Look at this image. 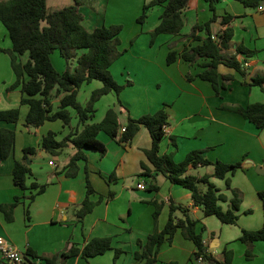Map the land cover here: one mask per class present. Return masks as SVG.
Instances as JSON below:
<instances>
[{"label": "crops", "instance_id": "0c3cea01", "mask_svg": "<svg viewBox=\"0 0 264 264\" xmlns=\"http://www.w3.org/2000/svg\"><path fill=\"white\" fill-rule=\"evenodd\" d=\"M150 1L47 0V5L51 12L78 3L88 31L111 24H123L125 28L132 29L128 41L123 36V29L120 49L124 54L110 68L120 84L131 83L119 97L115 92L104 95L96 104L95 117L89 122H100L107 110L114 107L121 129L130 118H139L165 108L168 125L161 143V154L173 153L175 162L179 163L190 152L203 150L204 155L212 161L244 164L243 169L228 175L232 187L239 189L243 196L238 222L227 224L215 215H206L200 206L194 205L189 189L155 171L145 152L152 147L153 141L144 125L125 144L100 132L98 138L105 143L106 154L102 155L98 149L88 150V161H79L78 175L67 176L66 168L76 149L69 145L60 154L50 156L42 148V139L53 131L56 138L62 140L84 126L79 124L76 111L69 108L71 125L58 119L48 120L35 130L27 127L25 119L29 108L21 103V86L11 87L16 76L9 53L3 52L0 54V110L19 107L21 118L18 123L0 121V130L6 127L15 129L17 133L10 156L3 160L0 151V205L13 203L15 196L23 197L14 209L12 222H7L0 210V237L17 246L24 254L32 252L37 255H29V260H25L24 264H44L42 257L53 256H58L60 264H142L135 255L142 251L139 241L146 242L156 228L162 230L165 227L172 205L189 209L190 215L197 220L196 230L202 235L206 254L216 258V264L224 263L225 249L233 251V264H264V240L253 243L254 257L249 259L246 257L248 245L240 240L243 229L257 230L264 226V129L224 108L225 104L245 107L264 102L263 88L249 84L253 77L264 75V3L261 5L263 8H248L238 0H220L216 4L219 20L213 24L214 32L225 29L221 23L223 16L232 15L234 37L231 45L234 53L238 45L252 51L249 55L237 54L244 65L245 74L223 64L219 66L220 83L224 75H232L234 79L228 88L221 89L220 95H217L210 82L197 77L204 70V60L192 64L179 57L172 64L167 62L172 47L181 53L186 46L198 44L189 34L194 26L209 21L214 15L209 1L191 0L184 11L185 26L182 32L178 35L160 34L154 44H151V31L160 23L164 7L154 6L146 21L138 22L144 5ZM198 34L205 35L203 31ZM140 39L143 49L137 53L136 46ZM0 47L12 48L9 32L2 23ZM21 59L25 63L28 56L23 55ZM86 85L89 89L81 99L82 89ZM102 85L99 80L84 84L79 90L78 100L85 105L92 92ZM53 103L54 110H57L60 96L54 95ZM29 146L38 151L29 155L31 173L24 190L15 183L13 169L16 161L24 157V148ZM50 161L55 162L56 166L51 165ZM203 167L189 166L188 173L203 176L214 171L213 166H207L212 169L199 173ZM112 174H115L114 179H111ZM88 175L95 189L91 198L99 202L92 212L79 219L77 210L87 195ZM134 177H139L136 185L133 183ZM211 181L220 193L227 196V201L220 202L227 209L233 193L227 188L226 180L212 177ZM140 183L145 187L139 188ZM34 184L38 187H34ZM41 186H45V191L38 193ZM207 188L206 183L200 184L203 192ZM155 202L161 204L157 224L154 220ZM247 210L252 212L246 213ZM175 215L182 217L184 214L177 210ZM96 237H111L113 248L95 257L78 255L62 259V254L72 247L83 248ZM117 249L123 253L115 259ZM196 251L195 243L186 239L179 229L172 242L166 241L160 247L156 264H204L205 261L198 262Z\"/></svg>", "mask_w": 264, "mask_h": 264}, {"label": "trees", "instance_id": "16d2710c", "mask_svg": "<svg viewBox=\"0 0 264 264\" xmlns=\"http://www.w3.org/2000/svg\"><path fill=\"white\" fill-rule=\"evenodd\" d=\"M191 0H151L146 3L142 14L138 17L139 23H144L151 8L156 5L164 7L160 18V23L151 31V44L155 43L160 34L178 35L185 26L184 11L189 6ZM214 11L212 18L193 27L189 34L198 44L186 46L179 53L173 47L168 53V64L174 63L179 57L192 64L204 60V70L197 75L203 80L210 82L217 95L221 89L228 88L234 79L232 75H224L220 83L219 66L226 65L244 73V65L238 60L237 54L249 55L252 51L243 45L236 47L235 53L232 49L231 41L234 37V27L232 20L234 16L225 15L221 23L225 29L221 28L214 32L213 24L219 20L216 13V4L220 0H207ZM248 8H257L264 3V0H238ZM84 16L78 8V3L67 5L61 9L49 11L47 0H0V23L8 30L12 48L0 47V54L9 53L12 68L16 76L15 83L11 86L16 88L21 86L23 98L22 105L28 106V113L25 119L27 127H40L46 121L61 119L65 124L71 125L72 114L69 108L76 111L79 124L83 129L70 133L62 140L56 138V133L50 131L42 139V148L50 155L60 154L61 151L73 145L76 149L71 157L66 174L69 177H76L79 173V161H88L87 151L90 149L101 150L102 155L107 152L106 145L98 138L100 132L107 133L111 138L118 139L120 143H129L144 125L150 131L152 137V147L145 152L155 167V171L162 173L171 182L189 189L195 206H200L206 215H215L223 223L236 224L240 217L239 211L242 205V192L233 188L229 174L234 175L239 169L244 168L242 162L225 163L223 161H212L204 155L203 150L190 152L182 162H175L174 154H161L160 148L165 136V126L168 125V114L165 108L155 113L142 115L139 118H130L125 131L120 134V121L118 112L114 107H110L105 117L100 122L90 123L95 117L96 104L104 96L115 92L118 97L121 92L131 82L120 84L113 76L110 68L117 61L124 51L120 49L121 33L123 24L102 25L93 31H88L83 24ZM204 32L200 35L198 32ZM59 51L61 57L67 61V69L59 71L52 59V54ZM79 51H82L79 53ZM27 55L25 63L21 56ZM74 60L73 69L70 67ZM191 79V77H189ZM94 80L102 82L100 88L95 89L87 103L84 105L78 100L80 88ZM250 85H258L264 90V75H257L249 82ZM60 96V104L54 110L53 96ZM120 101V100H119ZM224 108L240 114L245 119L254 123L259 129H264V102L251 103L248 106L224 105ZM21 118V108L0 110V121L8 123H18ZM17 133L15 129L2 128L0 130V151L1 158L7 159L13 152L16 144ZM37 148L29 146L24 148V157L17 160L13 169L15 183L22 189L27 188V178L31 173L29 155L37 153ZM189 166H213L212 174L198 176L188 173ZM87 174L88 169L86 168ZM225 179L227 188L233 193L230 206L227 209L220 204L228 200L227 196L220 193L211 178ZM115 174L111 175V179ZM206 183L208 188L205 192L200 189V184ZM38 187L37 184L33 185ZM45 191V186L39 187L38 193ZM95 189L87 176V195L77 210V217L83 219L92 212L99 201H94L91 196ZM264 193H262L263 195ZM113 192L110 193V196ZM23 196H15L14 202L1 204L0 210L4 213L7 222L14 220V209ZM35 198L34 195L31 196ZM156 210L154 220L157 224L161 204L155 202ZM181 210L182 217H177L175 212ZM247 210L246 213H251ZM197 220L194 219L189 209L183 206L170 207V214L165 227L158 228L149 235L146 242L139 241L142 246L141 252H136V259L142 264H156L158 262V252L164 242H172L175 233L180 229L186 239L192 240L197 248L195 257H203L204 264H216L218 260L206 254L203 238L196 230ZM240 240L248 245L246 257L253 258L252 245L255 241L264 240V226L257 230L243 229ZM111 237H96L89 240L83 248L72 247L68 252L62 254V259L71 256L82 255L85 258L95 257L105 254L111 250ZM123 253L117 249L115 259ZM225 261L223 264H233V251L225 249ZM29 255L37 256L32 252L25 254L26 260ZM44 264H60L58 256L42 257ZM0 264L6 263L0 260ZM24 264V263H23Z\"/></svg>", "mask_w": 264, "mask_h": 264}, {"label": "built area", "instance_id": "2783aa9c", "mask_svg": "<svg viewBox=\"0 0 264 264\" xmlns=\"http://www.w3.org/2000/svg\"><path fill=\"white\" fill-rule=\"evenodd\" d=\"M263 8V6H260ZM126 126H123L120 131L124 132ZM167 131V125L165 126V133ZM51 165H55V162L50 161ZM139 188H144L145 184L140 183L138 184ZM0 260L6 263H16V264H23L26 260L25 254L14 244L9 242L3 237H0ZM198 262L203 263V257L197 258Z\"/></svg>", "mask_w": 264, "mask_h": 264}, {"label": "rangeland", "instance_id": "374dc122", "mask_svg": "<svg viewBox=\"0 0 264 264\" xmlns=\"http://www.w3.org/2000/svg\"><path fill=\"white\" fill-rule=\"evenodd\" d=\"M127 20H129L130 18H126ZM124 34H123V36H126L127 37V41H128V38L131 36V33H132V29L131 28H125V26H124ZM124 38V37H123ZM143 46H142V40L140 39V40H138V45L136 46V52L138 53L139 51H141L143 48H142ZM79 53H81L80 51H79ZM52 59H53V62H54V65H55V67L59 70V71H63V70H66L67 69V67H68V65H67V61L63 58V57H61V55H60V53H59V51L57 50V51H55L53 54H52ZM73 66H74V60L71 62V64H70V67H72V69H73ZM87 89H89L88 87H87V85H86V87L85 88H83L82 89V96H81V99H83L84 98V95H85V93H86V91H87ZM81 101V100H80ZM212 169V167H203L202 169H200V171H199V173H206V172H208L209 170H211ZM197 173H198V171H197ZM138 178L139 177H134L133 178V183L136 185V183L138 182ZM148 182L150 181V179H148L147 180Z\"/></svg>", "mask_w": 264, "mask_h": 264}, {"label": "water", "instance_id": "95a60500", "mask_svg": "<svg viewBox=\"0 0 264 264\" xmlns=\"http://www.w3.org/2000/svg\"><path fill=\"white\" fill-rule=\"evenodd\" d=\"M32 128V130H35V127H31ZM45 153V155H47V153L46 152H44ZM245 167H246V165H245ZM261 169H259V171H260Z\"/></svg>", "mask_w": 264, "mask_h": 264}]
</instances>
